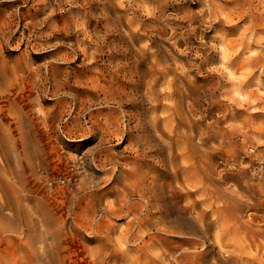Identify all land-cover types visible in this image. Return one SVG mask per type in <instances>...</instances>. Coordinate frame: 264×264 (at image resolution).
Wrapping results in <instances>:
<instances>
[{
  "label": "rangeland",
  "instance_id": "1",
  "mask_svg": "<svg viewBox=\"0 0 264 264\" xmlns=\"http://www.w3.org/2000/svg\"><path fill=\"white\" fill-rule=\"evenodd\" d=\"M180 253L264 264V0H0V264Z\"/></svg>",
  "mask_w": 264,
  "mask_h": 264
},
{
  "label": "bare ground",
  "instance_id": "2",
  "mask_svg": "<svg viewBox=\"0 0 264 264\" xmlns=\"http://www.w3.org/2000/svg\"><path fill=\"white\" fill-rule=\"evenodd\" d=\"M159 3V2H158ZM162 17V16H161ZM109 18V17H108ZM140 53V52H139ZM147 55V54H146ZM135 66V65H134ZM23 69V68H22ZM28 69V68H27ZM33 69V68H32ZM145 69V68H144ZM138 70V69H137ZM155 70V69H154ZM100 72V71H99ZM151 72V71H150ZM34 73V72H33ZM126 73V72H125ZM19 74V73H18ZM17 76V75H16ZM134 76V75H133ZM141 76V75H140ZM144 79V78H143ZM136 81V80H135ZM147 84V83H146ZM145 84V85H146ZM122 87V86H121ZM132 89V88H131ZM123 91V90H122ZM109 94H111V93H109ZM111 97V96H110ZM147 97V96H146ZM122 101V100H121ZM107 103V102H106ZM122 105V104H121ZM150 112H151V110H150ZM107 117V116H106ZM125 117V116H124ZM140 118V117H139ZM140 120V119H139ZM111 123V122H110ZM153 126V125H152ZM91 127V126H90ZM112 127V126H111ZM151 136V135H150ZM145 139V138H144ZM146 140V139H145ZM148 141V140H147ZM146 141V142H147ZM155 144V143H154ZM161 155V154H160ZM172 161V160H171ZM137 173V172H136ZM153 176V175H152ZM131 179V178H130ZM137 179V178H136ZM144 180V179H143ZM139 181H141V180H139ZM141 182H143V181H141ZM150 182V181H149ZM159 183V182H158ZM162 183V182H161ZM131 184V183H130ZM142 184V183H141ZM140 185V184H139ZM138 185V186H139ZM166 185V184H165ZM173 185V184H172ZM152 186V185H151ZM161 188H164V187H161ZM160 188V189H161ZM167 188V187H166ZM169 188V187H168ZM139 190V189H138ZM171 190V189H170ZM173 190V189H172ZM152 191H153V189H152ZM165 192V191H164ZM142 194H143V192H141ZM170 193V192H169ZM127 195V194H126ZM141 195V194H140ZM144 195H145V192H144ZM154 195V194H153ZM164 195V194H163ZM146 196V195H145ZM145 196H144V198H145ZM168 196V195H167ZM156 197V196H155ZM160 198V197H159ZM147 199V198H146ZM146 199H145V201H146ZM166 199V198H165ZM150 202V201H149ZM196 204V203H195ZM148 205V204H147ZM171 205V204H170ZM157 206V205H156ZM166 206V205H165ZM149 207V206H148ZM179 207V206H178ZM157 208V207H156ZM168 208V207H167ZM175 209V208H174ZM138 211V210H137ZM196 211V210H195ZM166 212V211H165ZM197 214V213H196ZM160 215V214H159ZM164 215V214H163ZM138 216V215H137ZM161 216V215H160ZM198 216V215H197ZM192 217V216H191ZM141 218V217H140ZM190 218V217H189ZM136 219V218H135ZM171 219V218H170ZM183 219V218H182ZM196 219V218H195ZM163 220V219H162ZM140 221V220H139ZM198 222V221H197ZM151 223V222H150ZM199 224V223H198ZM201 224V223H200ZM206 224V223H205ZM141 227V226H140ZM203 227V226H202ZM180 230V229H179ZM201 230H202V228H201ZM146 231V230H145ZM205 234V233H204ZM147 235V234H146ZM181 235V234H180ZM206 235V234H205ZM181 239V238H180ZM206 239V238H205ZM183 240H184V238H183ZM32 241V240H31ZM187 242V241H186ZM195 242V241H194ZM201 243V242H200ZM150 246V245H149ZM198 246V245H197ZM191 248V247H190ZM173 249V248H172ZM187 249V248H186ZM225 249V248H224ZM187 251V250H186ZM190 251H191V249H190ZM212 252V251H211ZM190 253H192V252H190ZM206 253V252H205ZM35 254V253H34ZM37 254V253H36ZM181 254V255H180ZM179 255L180 256H178L177 255V261H178V264H205V261H195V257H193V256H191V255H185V254H182V253H180ZM223 254V253H222ZM41 255V254H40ZM193 255V254H192ZM197 256V255H196ZM208 256V255H207ZM228 256V255H227ZM238 256V255H237ZM218 257H219V255H218ZM230 257V256H229ZM220 258H222V257H220ZM211 259V258H210ZM217 259V258H216ZM225 259H226V256H225ZM231 259V258H230ZM174 260V259H173ZM228 260V262H229V259H227ZM223 261V260H222ZM226 261V260H225ZM46 262V261H45ZM175 262V261H174ZM210 262H212V261H210ZM210 262H209V264H210ZM221 262V261H220ZM219 262V263H220ZM230 262H231V260H230ZM49 263V262H48ZM164 263V262H163ZM43 264H47V263H43Z\"/></svg>",
  "mask_w": 264,
  "mask_h": 264
}]
</instances>
